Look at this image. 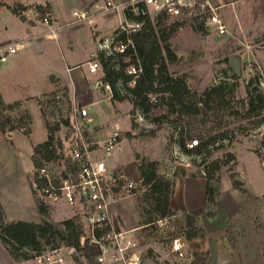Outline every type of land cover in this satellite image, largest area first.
I'll return each mask as SVG.
<instances>
[{
	"label": "rangeland",
	"instance_id": "1",
	"mask_svg": "<svg viewBox=\"0 0 264 264\" xmlns=\"http://www.w3.org/2000/svg\"><path fill=\"white\" fill-rule=\"evenodd\" d=\"M0 1L8 5L19 2L26 7V16L36 19V24L31 27L6 7H1L0 49H7L12 44L26 42L28 39L34 40L36 36L40 39L43 32L49 28L42 24L43 15L49 12L53 17L56 13L51 4H38L45 0ZM50 1L56 3V0ZM38 5L43 7L44 12L35 16L31 11L34 12ZM63 5L66 10L78 7L76 0H65ZM215 6L220 7L218 13L227 27V33L223 36L210 30L203 23L206 19L200 18L198 10L195 9L194 13L186 15L183 21L185 24L174 34L171 47L177 54V59L169 64L170 73L174 77L182 78L190 91L197 94L198 101L208 88L224 81L233 91V109H219L214 106L211 111H200L196 118L193 132L204 139L228 131V138L220 141L214 148L210 147L209 154L189 155L182 151L178 144L180 129L174 126V116L155 124L151 118L147 119L139 111L132 114L133 105L129 100H125L129 102L123 104L115 103L109 97L108 91L97 85L96 88L92 87L91 80L98 77V72H87L86 63L91 59L90 48L96 46L93 34L99 32L100 36L106 38L113 35L123 21L121 9L97 14V20L93 24L77 22L70 25L63 30L59 41L41 40L45 46L43 52H39V43L35 40L32 45H26L18 52L8 54L7 61L0 64L3 86H11L14 82L23 87L29 86L30 89L34 79L38 82L47 81L48 75L56 72L62 75L63 81L71 90L73 87L66 66L75 65L70 74L77 89L81 91L83 87L91 88L88 91L90 93L80 99L93 118L91 126L98 127L95 128L94 137L102 140L107 131L115 130L121 135V142L108 159V165L113 169L124 164L136 173L131 176L125 171L138 183L134 195L112 203L111 211L112 214L120 213L126 225H135L133 234L142 243L146 264H264V108L261 109L260 103L256 101L254 109L245 113L240 102L248 94L247 83L250 79L259 77V89H264V0H243L235 3L231 0H220V5L215 3ZM69 18L72 19V11ZM20 37L23 40H19ZM249 65L252 71L247 70ZM45 99L50 100L47 106V112L50 113L47 115L49 122L59 121L69 115L72 103L67 106L65 98L61 101L62 108L59 111L55 109L52 97ZM28 110L30 113L31 109ZM165 111L163 106L155 110L157 115H164ZM4 115V118L10 116L7 112ZM31 118V127L38 137H43L45 130L41 115L38 113L36 117ZM132 123L137 127L133 129ZM128 132L132 133L131 137L127 135ZM65 133L62 125L56 135L61 138ZM189 133H186L185 137L186 147L190 149L196 147L200 138L190 139ZM4 135L6 134H0V209L4 213V219L0 223L40 222L30 180L22 174V169L26 167L25 160L17 155L12 141ZM26 144L25 140L24 145ZM228 153L235 155V161L222 167L210 182L215 188L213 196L216 203L205 206L202 214L204 218L196 217L192 229L185 219V214L188 213L176 209L174 215L160 218L147 228L138 229L144 219L142 215L149 208L145 203L139 207V200H142L147 192L139 172V165L143 161H158L159 173L171 178L175 182V188L178 184L180 201L177 204L183 203V196L197 204L202 199L204 201L201 191L204 189L207 193V185L205 187L200 184L194 189L188 185L185 187L181 182L183 177L205 178V171L210 163L216 159H227ZM27 164L31 169L29 159ZM34 172L35 167L33 175ZM235 180L244 191L234 188ZM221 192L225 193V197L228 194L233 195V215L224 205L219 214ZM50 205L45 206L46 210L48 209L45 211L46 220L57 221L59 218L74 215L65 204ZM52 211H56L60 217L55 216ZM208 212L215 216H209ZM113 219L120 227L123 225L119 218ZM160 220L161 223L158 222ZM189 233L196 237L187 240L186 235ZM173 237H180L185 243L186 257L179 261L165 257ZM0 264L35 263L31 260H15L0 239Z\"/></svg>",
	"mask_w": 264,
	"mask_h": 264
},
{
	"label": "trees",
	"instance_id": "2",
	"mask_svg": "<svg viewBox=\"0 0 264 264\" xmlns=\"http://www.w3.org/2000/svg\"><path fill=\"white\" fill-rule=\"evenodd\" d=\"M0 1V8L6 7L14 15L25 20L23 15L26 7L21 3L8 5ZM40 12H44L41 5L36 7ZM197 19V17H195ZM137 21H143L142 28L136 32H123L118 34L117 41L126 44L123 53L114 52L107 55L105 52L98 50L96 58L101 64L102 82L109 84L111 87V99L115 102H124L129 100L133 105L132 114L139 111L141 115L156 123L161 122L164 118L169 120L174 116V126L179 127L178 144L184 153L192 154H209V148L215 147L220 141L228 138V131H222L210 137L203 138L198 133L193 132V126L197 123L196 118L200 111H211L214 106L219 109L234 108L232 106L233 91L228 84L220 83L216 86L208 88L200 101L197 94L192 93L182 78L174 77L169 70V64L177 59V54L171 47L170 40L172 36L179 31L185 24L184 20H174L166 14H160L152 21L150 18H136ZM200 26V25H199ZM202 28V26H200ZM199 27V28H200ZM118 33V29L113 34ZM137 69V74L128 73V68ZM134 81L133 84L131 82ZM248 94L242 99L241 107L245 113H250L255 107L256 101L260 103L261 109L264 108V89H259V77L250 79L247 83ZM256 84V85H255ZM255 85V87H253ZM58 92L44 95L43 99H38L41 105V111L45 118L48 130V138L45 142L37 145L33 149L32 160L35 169L41 164V159L51 158L54 153L52 149L56 139V133L61 130L62 125H69V120L60 118L59 121H48L47 106L50 100L45 98L53 97ZM150 95H156L157 101L152 102ZM65 104L69 106L71 100L64 91ZM46 103H45V102ZM201 104V105H200ZM165 107L164 115H157L155 110ZM10 116L4 118V113ZM12 113H16L12 116ZM12 116V117H11ZM187 120L188 122H186ZM173 121V120H172ZM32 118L27 109H25V101H15L6 103L0 92V133L8 134L13 131H21L25 136H30ZM137 125L132 123V128ZM259 127V124H257ZM190 132V133H189ZM188 137L200 138V142L196 147H186L185 134ZM129 137L132 136L128 132ZM235 161V155L228 153L227 159H216L206 168L205 178L207 180L206 205H214L215 188L210 182L215 179L222 167L230 162ZM141 181L147 188L145 197L139 200V207L143 203L147 204L148 210L142 215L143 223H154L160 218H168L175 214V210L171 206V198L175 192V182L171 178L159 173L158 161H143L139 165ZM36 178V173L33 179ZM234 188L243 190L240 183L235 180ZM31 187L36 197V191L31 181ZM244 191V190H243ZM37 206L41 215L40 222L14 221L10 223H0V239L7 247L8 252L15 260H30L34 254L40 253L49 247L66 246L75 248L78 253L82 252L84 258L89 259L92 264L94 254L92 248L80 245V237L82 235L83 224L81 218L72 216L61 221L46 220V207L36 197ZM4 213L0 209V222L4 219ZM209 216H215L212 212H208ZM185 219L189 227L196 223V217L185 214ZM116 222V221H115ZM117 223V222H116ZM119 228V225H116ZM120 229V228H119ZM196 236L193 233L186 235L187 240H192Z\"/></svg>",
	"mask_w": 264,
	"mask_h": 264
},
{
	"label": "built area",
	"instance_id": "3",
	"mask_svg": "<svg viewBox=\"0 0 264 264\" xmlns=\"http://www.w3.org/2000/svg\"><path fill=\"white\" fill-rule=\"evenodd\" d=\"M231 1L235 3L243 0ZM92 8L99 14L118 9L123 12L118 33L99 42V50L107 55L125 51L126 44L116 38L123 32L140 30L143 21H137L138 17H148L154 21L160 14H166L174 20H184L187 14L194 13L196 9L200 18L206 19L203 22L206 27L219 35L227 33V27L218 13L220 7L215 6L213 0H100ZM31 13L39 16L41 12L36 8ZM92 15L93 11L88 9L73 11L72 22H90ZM53 20L52 14L46 12L42 24L51 27ZM20 48L21 45H10L7 49H0V64L7 61L8 54L18 52ZM87 66L92 74L101 69L96 55L87 62ZM247 70L252 71L250 65ZM128 73L136 75L137 69L129 67ZM96 84L111 92L109 84L102 81ZM64 98L62 94L52 97L57 111L62 108L61 101ZM150 99L152 102L157 101L156 95H150ZM65 119L69 120V125H63L66 130L64 137L56 135L53 156L41 159V164L35 169L33 187L36 197L45 206L65 204L74 213L73 216L81 218L83 230L79 241L82 248H92V264H146L142 243L133 234L136 229L123 231L117 228L111 214V204L134 195L138 185L123 168L111 169L108 165V159L121 142L120 132L115 130L102 141L96 139L94 133L98 127L91 126L93 118L86 107L76 104L71 106ZM158 222L161 223V220ZM170 244L169 252L165 255L167 259L179 261L186 257L185 243L180 237H173ZM84 257L75 248L56 246L34 254L30 260L35 264H91Z\"/></svg>",
	"mask_w": 264,
	"mask_h": 264
},
{
	"label": "crops",
	"instance_id": "4",
	"mask_svg": "<svg viewBox=\"0 0 264 264\" xmlns=\"http://www.w3.org/2000/svg\"><path fill=\"white\" fill-rule=\"evenodd\" d=\"M99 1L100 0H76V4L78 5V7L76 9H71V10H69V9L66 10V8H64L63 4L65 3V0L64 1L63 0H56V3L53 1H50V0H45L42 3H38V4H43V3L51 4L54 7V9L56 10V13H55L56 17L53 16L54 21H53L52 26L49 27L48 30H45L43 32V35L41 36L40 39L36 36L34 38V40L28 39L26 42L16 43L15 45H21V47H24L26 45L29 46V45H32L33 41L38 40L39 52H43V50L45 49V46L42 45L41 40H58L59 41L60 38L63 36L62 35L63 30L66 29L67 27H69L70 25L77 23V21L72 22L73 17H72V19L69 18V13H71V11H72V13H73V11L84 10V9H88L89 11H93L91 21L90 22L84 21V22H87L88 24H93L95 22V20H97V19H95L97 17L96 15L99 13H95V11H94L95 9L92 8V6L95 3H98ZM227 1H230V0H227ZM214 2L216 3V5H220V0H213V3ZM23 15L25 17V20H23V22L30 24L31 27H34V25L36 24V22H35L36 19L27 17L25 13ZM58 18L60 20H58ZM68 22L69 23L72 22V23L67 25L66 23H68ZM93 38H94V43H96V46L94 48H90L91 59L93 56H95L97 54L96 51L99 50V46H98L99 42L101 39L105 38V36H100L99 32H96L93 34ZM173 39H174V35L171 38V44H172ZM19 40H23V38L20 37ZM86 65H87V63H86ZM72 68H75V65L74 66H66V71L69 75V78L71 79L70 83L73 87L72 90L70 89L69 85L63 81L62 75L60 73H56V72L49 74L47 81L38 82L36 79H34L33 85L30 89H29V86L23 87L20 83H14V82L12 83L11 86H9L8 84L6 86H3V84H2L3 80L0 79V92H1L2 97L6 103H13L15 101L24 100L25 101V109H27V111H29L28 109H31L30 113H31L32 117H36V115L38 113L42 117V123H43V127L45 130V135L43 137L42 136L38 137V135L36 134V131L32 127H31L32 132H31L29 137L25 136L21 131H18V130L4 135V136H6L5 138L12 141L13 148L16 151L17 155L20 158L22 156L23 161L25 160V166L26 167H25V169H22V174H23V176L27 177L28 180H30V184H31V181H33V171H34V164H33V160H32L33 149L35 146L45 142L48 138V130L46 127L45 118L43 117V114L41 111V105H40L38 99H43L44 95H47V94H50L53 92H58V94H62L64 96V91H65L66 94L68 95L69 99L71 100L72 105L80 104L81 106L86 107L81 102L80 98H83L82 97L83 95L90 93L88 91H90L91 88L83 87V88H81V91H79L77 89V86H75V83H74V81L71 77V74H70L72 71ZM87 70H88V66H87ZM87 72H89V70ZM97 74H98V77L94 80L93 79L91 80V83H93L92 87H94V88H96V85H97L96 83L98 81L102 80V72L98 71ZM98 87H99V85H98ZM99 88H101V87H99ZM108 93H109V97L111 98V96H112L111 92L108 91ZM95 102H97V101H95ZM125 102H129V101L115 102V103L123 104ZM129 103L131 104V102H129ZM110 133H111V131H107L103 135L102 140H104ZM0 134H2V133H0ZM25 140L27 141L26 145H24ZM27 159H29L31 162V165H32L31 169H29V166L27 164ZM118 166H121L131 176L136 174V173H134V170L130 166H127L124 164H122V165L120 164ZM181 182L183 185H185V187H187V185H188L189 187H191L193 189L198 188L200 184L202 186L205 185V187L207 185V184H205V183H207V180L203 176H201V177H190V178H186V177L184 178L183 177V180ZM190 192H192L194 194L193 191H190ZM224 194H225L224 192L223 193L221 192V199L223 200V204L220 205L222 200H220V203H218L219 214H221V208H222V205H224L225 209H227V211L231 215H233V213L235 212V207H234L235 202L233 199V195L228 194V196L225 197ZM201 197L204 198V201L202 199L200 203L194 204L192 202V200H189V199L186 200L185 197L183 196V203L181 205L177 204V202L180 201L179 200V187L177 184L176 188H175L174 196L171 199V206L173 209H176V210L191 214L197 218H200V217H203L202 214L204 213L205 206H206V191H204V189L201 191ZM55 212L56 211H54L53 214L57 217L58 216L60 217V215L58 213H55ZM111 214H112V211H111ZM225 214H226V212H225ZM39 215H40V213H39ZM222 215H224V214H222ZM222 215H221V217H222ZM72 216L73 215H71L70 217H72ZM113 216L116 217V219L119 218L121 220V222L123 224V225H121V227L119 226V228L121 230L132 231V230L136 229L134 224L131 226L126 225V223H125V221L122 218L120 213L112 214V217ZM70 217L67 216V218H70ZM40 219H41V215H40ZM63 219H66V218L62 217V218H59L57 221H61ZM141 222L143 223V221H141ZM142 223H141V226L146 225L145 223L144 224H142ZM116 225H117V223H116Z\"/></svg>",
	"mask_w": 264,
	"mask_h": 264
}]
</instances>
